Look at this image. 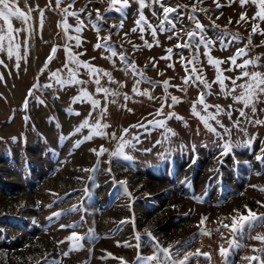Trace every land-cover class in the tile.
Segmentation results:
<instances>
[{
    "label": "rangeland",
    "instance_id": "rangeland-1",
    "mask_svg": "<svg viewBox=\"0 0 264 264\" xmlns=\"http://www.w3.org/2000/svg\"><path fill=\"white\" fill-rule=\"evenodd\" d=\"M150 2L146 0V3ZM69 3L71 0H64L61 8ZM109 3L110 0H76L69 9L77 12L84 9L80 19L86 27L79 34L81 46L75 48V40H66L64 16L55 9V0L51 9L47 7L48 0H27L28 5L45 9L43 26L39 12H32L33 19L29 21L32 31L27 45L23 43L28 35L24 32L17 41L22 57L19 68L15 53L9 58L6 51L0 52L3 61L0 64V76L3 77L0 79V264H52L53 260H59L60 264H121L119 258L126 264H141L135 246L137 235L141 236L139 251L142 256L151 255L153 241H158L161 247L174 246L175 259H182L183 255L195 253L197 249L209 254V258L193 257L189 264H224L218 251L220 246L229 247L227 241L233 234L230 229L223 228V224L231 225L233 217L239 220L234 210L245 216L247 209L258 215L264 214V191L259 190L264 188V165L256 160L257 155L264 153V124L249 123V120H264V95L255 103V113L252 106L244 108L243 103L234 101L233 97L240 94L239 88L226 95L232 88L231 80L243 71L264 74V47L258 46L264 35L260 34L252 36L247 54L236 63L243 64L244 60L259 56L261 67L249 65L246 69L227 70L232 67L228 58L248 44L253 23L237 24L236 21L242 12L251 18L258 9L250 0L243 7L240 0H218L219 8L214 0H203L202 4L197 0H167L170 6H181L179 13L174 14L177 20L183 14V22L177 24V29L194 27L188 19L194 3L198 9L209 10H198L195 15L204 26L206 36L216 40L210 55L224 61L220 68L229 79L225 80L227 88L221 92L220 86L212 83L216 68L208 64L203 46L199 49L196 66L203 69L204 78L212 85L210 90H205L199 82L184 83L185 67L190 70L188 60L196 54L195 48L191 52L175 48L178 42L183 44L187 40L185 32H181L180 40H169L168 37L173 35L170 31L161 34L157 29L154 39L150 31L145 30L142 40L141 30L134 23L139 17L135 0H130L131 7L126 10L122 27L112 29L109 26H119L124 13L106 11ZM18 4L22 10H28L25 0H18ZM97 9L104 17L98 22L99 36H110L111 39L107 49L94 51L97 33L88 17L91 13L92 22H96ZM153 9L157 13L162 11L159 5L153 4L151 8L146 7L144 13L149 22L156 25L159 20L152 15ZM66 22L71 26L68 35L76 36L73 31L76 18L69 16ZM12 24L14 28L25 27L16 19ZM2 25L3 21H0ZM133 28L137 30L133 32ZM259 28L264 30V22L259 23ZM233 35H238L239 41L233 40ZM217 37L223 38L226 47H221ZM145 41L151 47L146 46ZM66 44L72 45L74 52L86 53L79 56V60L110 74L111 80L108 76L100 77V86L109 90L107 96L96 93L95 77L90 78L83 68L77 77L84 81L81 84L61 87L51 78L50 73L57 70H61L60 78H70L64 68ZM53 48L56 49L54 54ZM168 48H173L170 59H161L169 55ZM112 50L118 55L109 59ZM120 53L127 58V63L119 59ZM50 55L52 59L45 67ZM169 64L172 67H168ZM246 79L237 80V84ZM165 80L169 81L167 94L163 85ZM137 81L138 92L134 93ZM33 85L37 87L33 88ZM82 91H86L91 99H106V104L93 108L87 98L72 103ZM205 91L209 92L206 103L218 104L223 109L215 120L208 121L215 132L208 131L191 112L193 102ZM145 92L147 95L143 94ZM172 96L180 103L169 108ZM162 102L163 113L156 115ZM241 108L247 118L240 116L238 110ZM101 110H104L102 115ZM196 110L201 116L205 115L199 104ZM208 111L215 113L216 109L211 107ZM229 111L231 118L227 114ZM169 112L176 116L168 119ZM110 119L114 120L110 134H106L104 127L99 130L93 127L97 121L104 125ZM85 120L89 127L76 133L75 129ZM153 120H165L166 123L163 127H152L149 122ZM136 125L147 127H134ZM125 129L128 131L124 132ZM101 132L103 135L99 134ZM89 135L92 139L83 141V137ZM124 141L129 142L124 148L125 155L131 157L129 160L111 155ZM226 143L231 148L225 153L222 146ZM101 147L106 151L97 157L91 150L100 151ZM168 161L174 162L176 167V176L172 180L163 176ZM253 185L257 187L253 188ZM193 190V193H200L199 200L190 198L188 191ZM74 207L78 210L53 217V213H67ZM202 216L207 219L199 225ZM72 224L79 227H60ZM73 231L87 239L81 242L79 250L69 251L71 242L66 241V237ZM257 235H264V223L254 230L245 228L243 237L236 235L235 243L240 247L230 251L227 264H249L244 257L261 256L258 251H253L264 247V242L253 239ZM117 242H120L119 246ZM125 242L132 246H123ZM175 249H179V255L175 254ZM64 252H69L68 256L64 257Z\"/></svg>",
    "mask_w": 264,
    "mask_h": 264
},
{
    "label": "snow or ice",
    "instance_id": "snow-or-ice-1",
    "mask_svg": "<svg viewBox=\"0 0 264 264\" xmlns=\"http://www.w3.org/2000/svg\"><path fill=\"white\" fill-rule=\"evenodd\" d=\"M64 2V0H55V9L60 10V12L64 16V21H63V29H64V34L66 37V40H75V48H79L81 46V39H80V33L84 30L86 27V24L84 20L80 19L81 13L84 11V9H81L79 12L77 11H69V9L73 8L76 0H71V3L67 5V7L61 8V4ZM135 2L138 4V11H139V17L134 21V23L140 28L141 30V39H144L143 33L145 30L150 31V34L152 37L155 39L157 36V29H159V32L161 34L165 32H172L173 35L169 36L168 39L171 40L173 38H176L177 40H180L181 37V32H185L187 35V40L184 41L183 44L177 43L175 45L176 49H189L190 52L193 48L196 49V54L191 57V59L188 60V64L191 65L190 70L185 67V72L186 75L184 77V83L188 84L190 81L193 84H196V82H199V84H202L205 90H210L211 89V84L208 83V81L204 78L203 74V69L202 68H197V63L199 61V49L201 46L204 47L205 52L204 55L207 57V62L209 65H212L216 68V76L215 79L213 80L212 83L218 84L220 86L221 92H224L225 89L227 88V85L225 84V80L229 79L228 77H225L223 75V71L220 68V65L224 63V61H221L219 59H215L210 55L211 49L216 43V40L207 37L205 33L204 26L200 23V21L197 19L195 13L199 10L202 12H207L209 11L208 9L205 8H197V4L192 5L191 11L188 13V19L191 21L194 25V27L191 30L188 29H177V24L183 22V14H180L179 20L175 19V15L179 13L180 5H177L175 7L170 6L167 3V0H151L150 3H146V0H135ZM249 0H240V4L243 7L246 3H248ZM252 4L256 6L258 9L255 14L249 18L246 13H241L240 14V19L236 21L237 24H240L241 22L244 23H249L250 21L252 23L251 31L249 33L248 37V44L244 48H239L236 50L235 55L232 57H229L228 60L231 62V66L227 70L232 71L233 68H243L246 69L249 65H252L254 67H261L259 65L258 61L260 60V57L257 56L255 59H246L244 60L243 64H237L236 61L238 58L243 57L247 54V49L249 46L252 45V36L255 34H260L264 35V30H261L259 28V23L264 22V0H250ZM197 3L202 4L203 0H197ZM214 3H216V7L219 8L221 5L218 3V0H214ZM53 0H48V5L47 7L49 9L52 8ZM159 5V7L162 9L160 13H157L154 9L152 10V15L157 17L159 20V23L154 25L149 22L147 17L145 16L144 9L146 7L151 8L152 5ZM25 6L27 7V11H24L21 9V7L18 4V0H0V21H3V25L0 26V52H7V55L9 58H11L14 53L16 55V60L17 64L16 67L19 68V61L22 58L19 55V49L21 47L20 43H18V39L20 37V33L24 32L28 35L25 36L24 38V45H27L28 41V36L31 35V28L29 25V21L33 19L32 17V12L38 11L39 12V21L41 27L43 26V21H44V8H40L39 5H36V7H32L27 4V0H25ZM118 6V7H117ZM131 7L130 0H110L109 3V9L106 11H116L117 13L123 12L124 16L121 18V24L118 25H110L109 27L112 29H115L117 27H122L124 19H126L127 12L126 10ZM75 17L77 20V25L74 27L73 31L77 34L76 36H70L68 35V29L71 27L70 25L67 24V17ZM89 22L92 24V28L94 31L97 33V43L93 46V50H98L101 48H108V41L111 39L110 36H104L100 37L99 32L101 30L100 24L98 22L103 21L104 17L101 15L99 9H97V14H96V22H92L91 20V13H89ZM219 17H217L218 19ZM16 19L21 21L25 27L23 29L19 28H14L12 24V20ZM229 23H232L231 19H229ZM61 25L58 23V27ZM137 29L133 28L132 31L135 32ZM125 36H127V33H125ZM216 39H219L221 42V47L224 48L226 47L223 42L222 37H217ZM233 40L239 41L240 37L238 35H233L232 36ZM103 41V42H102ZM145 45L148 47H151V45L147 44V41H145ZM260 47H264V40L261 41ZM136 45L133 44V49H135ZM72 45H67L64 48L65 55H66V61L64 64V68L68 70L69 74V79H62L60 78V71H53L50 73L51 78H53L57 84H59L61 87L65 85H71V84H81L84 83V81L79 80L77 77L79 75V70L83 68L87 74L89 75L90 78L95 77L94 83L97 85L96 87V93H104L105 96L108 95L109 90L107 88L101 87L100 86V77L101 75L108 76L109 80H111V76L109 73L104 72L102 69H99L97 67L92 66L89 62L87 61H81L79 60V56L85 55L86 53H77L74 52ZM26 50V49H25ZM56 52V49H52V53L54 54ZM166 52L169 54L168 56L161 57V59H170L171 54L173 53V48H168L166 49ZM118 54L115 50L111 51V57H116ZM52 59V55L48 57V60L45 63V67H47L48 61ZM94 59V58H93ZM119 59L122 62L127 63V58L123 55V53L119 54ZM183 56L181 54V62L183 63ZM3 61L0 60V64H2ZM70 65H74V67H70ZM153 67L155 68L156 65L153 64ZM168 67H172L171 64L168 65ZM132 69L135 72V63L133 62L132 64ZM43 71V69H42ZM3 77L0 76V79ZM244 78H247L244 83L237 84V80H242ZM151 83V81H148ZM138 84L139 81H137V84L134 85L133 87V92L137 93L138 92ZM232 88L227 90L226 95L231 94L236 91L237 88H239L240 94L238 96H234L233 99L235 102L243 103L244 108H247L249 106H252V112H256L255 108V103L259 101V97L261 95H264V74L254 71L249 73L248 71H243L240 76L236 77L235 79L231 80ZM163 85L165 88V93L167 94V89L169 87V81L165 80L163 81ZM155 86V85H153ZM198 86V85H197ZM36 85H33V88H36ZM45 87H51V85H46ZM32 94V90H29V95ZM117 93H112V95H116ZM144 95H147V93H143ZM209 94L208 91L201 92L200 95L198 96V99L193 102L191 112L194 116H197L201 122L204 124L205 128L210 131V132H215V129L212 128V126L208 123L209 120H215L216 116H218L223 109L221 108L220 105H209L206 103V96ZM89 99L91 102V105L93 108H99L100 102L96 99H91L89 94L86 91H82L80 96H77L73 98L72 103H77L82 101L83 99ZM125 99L127 100L128 97L125 96ZM39 103H43V101H38ZM180 103L177 97L172 96L171 97V104L168 105L169 108L173 107L174 105ZM199 104L202 107V110L204 111L205 115L201 116L199 112L196 110V105ZM25 107H27V101L25 102ZM214 107L216 109L215 113H211L208 111L209 108ZM163 108H164V103H161V107L156 110V115H161L163 113ZM231 109V105L229 106ZM104 110H101V115L103 114ZM239 114L241 117H246V113L243 108L239 109ZM79 115V113H76ZM229 118H231L232 112L229 111L228 113ZM89 116H91V112L89 113ZM176 116L175 113L169 112L167 115L168 119L173 118ZM180 118V117H176ZM152 127H163L166 123L165 120H153L149 122ZM219 123V121H217ZM236 126H238L239 121L235 122ZM249 123H255L257 125L264 124V120H249ZM89 127L88 121L85 120L80 127L75 129L76 133H79L81 129ZM96 130H99L101 127H107V125H101L99 121H97L96 125L93 126ZM134 127H147L146 125H136ZM125 132L128 130L125 129ZM93 134H96L95 132ZM100 135H103V133H99ZM92 139V135L85 136L83 137V141H88ZM134 139H139L138 137H135ZM81 141V142H83ZM128 141H124L121 143V145L116 149L115 152L111 153L113 157H122L126 160L131 159V157L126 156L124 152L125 146L128 144ZM78 146V145H77ZM231 148L230 144H224L222 146V150L226 153L229 151ZM91 151L94 152L97 157L102 155L106 149L101 147L100 151H96L95 149H92ZM256 160L260 162V164L264 165V153L261 155L256 156ZM95 171V169H93ZM262 173H257V175H260ZM123 184L124 182H120ZM253 188H256L257 186L253 185ZM260 191H264V188H260ZM194 199H198L195 198ZM202 202V201H200ZM54 204L57 203L56 201L53 202ZM258 204H260V201H257ZM52 205H49L51 207ZM264 206V205H262ZM245 208L247 209V205H245ZM75 207L72 209L67 210V213H53V217H58V216H63L65 214L71 213L72 211H76ZM237 212V215L239 216V220H237L236 217L232 218V223L231 225L228 224H223V228L225 229H230L231 233L233 234L232 239H229L228 248H225L223 246L219 247L218 255L224 258V264H227V257L229 256V253L232 249H239L240 245L235 243V237L236 235H240L243 237L244 229L248 228L249 230H254L256 226H258L261 223H264V214L258 215L256 212L252 211L251 209H247V215H241L239 214V210H234ZM50 217L49 219H51ZM83 219V218H82ZM206 217L202 216L199 222V225H203L206 221ZM123 223V222H122ZM198 225V226H199ZM61 229L68 227V228H73L75 229L76 227H79L78 224H72V225H61ZM202 234H208L211 235L210 233H203ZM88 235H91V232H89ZM150 235V234H149ZM222 239L224 238L223 236L221 237ZM87 239V236H80L78 235L75 231L71 233L68 237H66V241L71 242V250H79L81 248V242ZM137 244L135 245L138 249L137 251V260L141 262V264H189L190 260L193 257H198L203 255L205 258H209L208 253H202L199 249L195 253H187L183 255L182 259H175L173 255V248L174 246H169V247H161L158 241H153L152 247H153V253L151 255L147 256H142L139 248L140 244L139 241L141 240V236L137 235L135 237ZM254 240L264 242V235H257L253 237ZM65 241H59L58 243H64ZM120 242H117L119 246ZM125 247H131L132 245L128 244L125 242L123 245ZM253 251H258L261 253V256H246L244 257L245 260L249 262V264H264V261H262V257H264V247L260 249H253ZM69 252H64L63 256L66 257L68 256ZM175 254L179 255V249H175ZM111 256V254H108ZM31 259V258H29ZM47 260V258H45ZM121 260V264H126V262L123 260V258H119ZM52 264H60L59 260H53Z\"/></svg>",
    "mask_w": 264,
    "mask_h": 264
},
{
    "label": "crops",
    "instance_id": "crops-1",
    "mask_svg": "<svg viewBox=\"0 0 264 264\" xmlns=\"http://www.w3.org/2000/svg\"><path fill=\"white\" fill-rule=\"evenodd\" d=\"M113 98V97H112ZM96 100H98L99 102H100V104H102V105H104V104H106V99H99V98H97ZM114 100V99H113ZM112 100V103L113 104H115V101H113ZM111 121H114V120H112V119H110L109 121H108V123H106V124H104V125H107V128H105L104 127V129H106V134H110L111 132H112V127H113V123L114 122H111ZM112 125V126H111ZM196 128H197V130L199 131V128H200V126L197 124L196 125ZM125 132V131H124ZM123 132V133H124ZM115 137H116V135H115ZM119 139V138H118ZM121 139V138H120ZM119 139V140H120ZM118 140V142H120ZM192 155L193 156H195V153L193 152V150H192ZM176 167H175V165H174V162H172V161H168L167 162V165H165V167L163 168L164 170H163V172H164V174L165 175H163V176H166V177H164V178H166L167 180H172V179H174V177L176 176L175 174H176V169H175ZM157 172H153V174H156ZM193 182V181H192ZM178 183V182H177ZM179 184V183H178ZM189 192V196H190V198H192V200H199L201 197H200V193H193L194 192V190L193 191H188ZM194 197L195 198H198V199H194Z\"/></svg>",
    "mask_w": 264,
    "mask_h": 264
}]
</instances>
